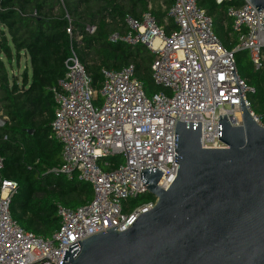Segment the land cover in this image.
Returning a JSON list of instances; mask_svg holds the SVG:
<instances>
[{
	"label": "built area",
	"instance_id": "1",
	"mask_svg": "<svg viewBox=\"0 0 264 264\" xmlns=\"http://www.w3.org/2000/svg\"><path fill=\"white\" fill-rule=\"evenodd\" d=\"M240 1V6L225 11L236 41L231 51L214 35L210 17L195 0H173L167 14L174 27L170 33L149 11L139 20L116 19L122 30L110 35L108 42L143 45L152 57L151 78L163 90L150 97L132 66L119 71L102 69L99 88H95L71 53L63 80L52 90L51 128L61 147L56 172L87 183L92 199L76 208L57 205L59 229L44 239L23 230L11 218L9 205L17 184L2 182L0 264H62V253L69 246L114 227L119 233L129 229L155 205L152 196V200L133 204L148 195L140 183V170L160 171L157 186L162 190L175 178L176 121L200 123L202 149H223L217 121L225 115L230 126H241V97L254 121L264 127L250 110L247 97L252 90L238 75L234 59L235 53L245 52L255 71L264 67V29L260 26L264 14L246 0ZM85 31L92 35L95 27ZM66 32L71 34L69 29Z\"/></svg>",
	"mask_w": 264,
	"mask_h": 264
},
{
	"label": "trees",
	"instance_id": "2",
	"mask_svg": "<svg viewBox=\"0 0 264 264\" xmlns=\"http://www.w3.org/2000/svg\"><path fill=\"white\" fill-rule=\"evenodd\" d=\"M149 2L0 0V118L6 121L0 127V185L4 181L17 184L9 213L23 230L48 239L60 226L57 205L76 208L92 199L87 183L68 180L56 172L61 165V147L51 128L55 114L52 90L63 80L64 64L71 53L84 66L95 88H99L102 69L119 71L132 66L147 97L163 90L151 78L152 57L143 45L108 42L110 35L122 30L116 19L130 16L139 20ZM195 2L210 17L213 33L222 46L231 51L236 41L225 11L242 2ZM172 3L164 0L163 12H151L159 26L163 20L168 21L166 33L174 29L167 16ZM86 27H95L94 33L87 34ZM22 54L28 58L31 74L28 76L26 68L19 82L9 75L7 65ZM234 59L238 75L252 90L247 97L250 110L264 126V67L255 71L245 52L235 53ZM152 199L143 195L133 204Z\"/></svg>",
	"mask_w": 264,
	"mask_h": 264
},
{
	"label": "water",
	"instance_id": "3",
	"mask_svg": "<svg viewBox=\"0 0 264 264\" xmlns=\"http://www.w3.org/2000/svg\"><path fill=\"white\" fill-rule=\"evenodd\" d=\"M246 1L264 14V0ZM239 107L241 126L225 115L217 121L223 149H202L200 123L176 121L177 171L167 190L157 186L160 171L140 170L155 205L124 232L114 227L69 246L62 264H264V127L241 97Z\"/></svg>",
	"mask_w": 264,
	"mask_h": 264
},
{
	"label": "rangeland",
	"instance_id": "4",
	"mask_svg": "<svg viewBox=\"0 0 264 264\" xmlns=\"http://www.w3.org/2000/svg\"><path fill=\"white\" fill-rule=\"evenodd\" d=\"M25 57L26 56L24 54H22L18 61L13 59L11 62V65H9V66L7 65V67L9 68V75L16 77L19 82H21V78L24 75L26 68H27L28 76L31 74L29 64L25 65V63H26Z\"/></svg>",
	"mask_w": 264,
	"mask_h": 264
},
{
	"label": "crops",
	"instance_id": "5",
	"mask_svg": "<svg viewBox=\"0 0 264 264\" xmlns=\"http://www.w3.org/2000/svg\"><path fill=\"white\" fill-rule=\"evenodd\" d=\"M165 7L166 6L164 4V0H150V2L148 3V6H147V11H149L150 13L152 11H156V10H160L161 12H163ZM167 23H168V21L163 20L161 26L164 27V26H166ZM25 62H24L25 65H27L28 64V58L27 57H25Z\"/></svg>",
	"mask_w": 264,
	"mask_h": 264
}]
</instances>
